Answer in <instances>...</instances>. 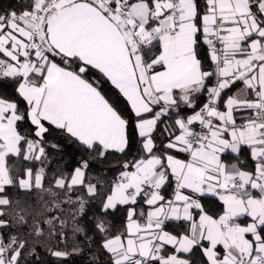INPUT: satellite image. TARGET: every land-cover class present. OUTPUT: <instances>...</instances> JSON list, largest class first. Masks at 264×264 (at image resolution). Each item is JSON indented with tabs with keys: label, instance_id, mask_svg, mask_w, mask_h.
I'll return each mask as SVG.
<instances>
[{
	"label": "snow or ice",
	"instance_id": "obj_1",
	"mask_svg": "<svg viewBox=\"0 0 264 264\" xmlns=\"http://www.w3.org/2000/svg\"><path fill=\"white\" fill-rule=\"evenodd\" d=\"M0 264H264V0H0Z\"/></svg>",
	"mask_w": 264,
	"mask_h": 264
}]
</instances>
